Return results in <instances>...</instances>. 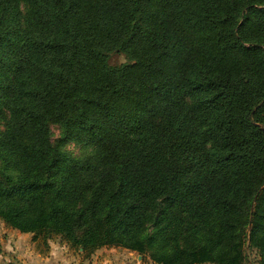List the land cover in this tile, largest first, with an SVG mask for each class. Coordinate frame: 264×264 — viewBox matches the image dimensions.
<instances>
[{"label":"trees","instance_id":"obj_1","mask_svg":"<svg viewBox=\"0 0 264 264\" xmlns=\"http://www.w3.org/2000/svg\"><path fill=\"white\" fill-rule=\"evenodd\" d=\"M0 120L6 227L264 264V0H0Z\"/></svg>","mask_w":264,"mask_h":264},{"label":"crops","instance_id":"obj_2","mask_svg":"<svg viewBox=\"0 0 264 264\" xmlns=\"http://www.w3.org/2000/svg\"><path fill=\"white\" fill-rule=\"evenodd\" d=\"M31 236L32 234L20 233L17 230L6 227L0 222V249L2 250L0 253L1 259L7 260L9 264H81V257L74 255V253L67 249L64 252L52 251L46 257L38 254L34 251V246L29 240ZM103 251V249L98 251L96 253V261H91L90 263L154 264L151 261L144 260L142 256L128 250L118 251L112 249L107 254H104L105 252ZM23 257L27 260H23ZM67 260L69 262H67Z\"/></svg>","mask_w":264,"mask_h":264},{"label":"rangeland","instance_id":"obj_3","mask_svg":"<svg viewBox=\"0 0 264 264\" xmlns=\"http://www.w3.org/2000/svg\"><path fill=\"white\" fill-rule=\"evenodd\" d=\"M22 12L23 15H27L29 14V8L27 6L26 3H22ZM127 59L124 55L122 54H112L110 57V64L113 66H118V65H122L124 63H126ZM5 130V121L0 120V132H3ZM51 136H52V141L57 142L61 139L62 136V131L61 128L57 125H52L51 126ZM64 150L69 153L70 155L76 157V158H86L89 157L91 155L94 154V148L87 146L85 144H79L76 142H69L64 146ZM21 233V232H20ZM8 236V235H7ZM32 243V245L34 246V251L37 252L40 255H43L44 257H46L47 255H49L52 251L55 252H64L66 249L70 250V252L74 253V255L81 257V264L83 262V264H89L91 261L95 262L96 261V256H97V252L90 257L89 259L85 258L84 255L80 254L79 252L75 251L74 249L70 248L66 242H64L63 240H61V238L59 237H53L51 240H44L42 238H38L37 240H35L34 235H32L29 239ZM69 248V249H68ZM118 250V251H123L125 249H121V248H103V252H105L104 254H107L110 250ZM102 250V249H101ZM100 251V250H99ZM2 252V250L0 251V253ZM137 254V253H135ZM23 260H27L25 257H23ZM78 260V259H77ZM144 260H148L150 261V259L148 257L144 258ZM67 262H69L67 260ZM0 264H9L7 262V260H3L1 259ZM91 264V263H90ZM246 264H258V259L256 257L255 253H250L249 256V262Z\"/></svg>","mask_w":264,"mask_h":264},{"label":"built area","instance_id":"obj_4","mask_svg":"<svg viewBox=\"0 0 264 264\" xmlns=\"http://www.w3.org/2000/svg\"><path fill=\"white\" fill-rule=\"evenodd\" d=\"M0 261H1V257H0Z\"/></svg>","mask_w":264,"mask_h":264}]
</instances>
